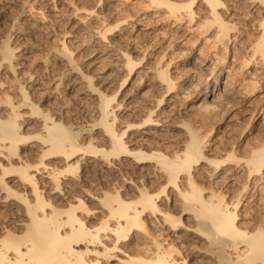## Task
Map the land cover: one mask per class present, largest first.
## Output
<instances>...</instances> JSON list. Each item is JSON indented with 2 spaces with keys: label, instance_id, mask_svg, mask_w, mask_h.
Returning <instances> with one entry per match:
<instances>
[{
  "label": "bare ground",
  "instance_id": "1",
  "mask_svg": "<svg viewBox=\"0 0 264 264\" xmlns=\"http://www.w3.org/2000/svg\"><path fill=\"white\" fill-rule=\"evenodd\" d=\"M0 264H264V0H0Z\"/></svg>",
  "mask_w": 264,
  "mask_h": 264
},
{
  "label": "rangeland",
  "instance_id": "2",
  "mask_svg": "<svg viewBox=\"0 0 264 264\" xmlns=\"http://www.w3.org/2000/svg\"><path fill=\"white\" fill-rule=\"evenodd\" d=\"M127 3H128V2H127ZM127 3H126V4H127ZM130 4H131V2L128 3V5H130ZM131 5H132V4H131ZM131 5H130V6H131ZM131 7H132V6H131ZM63 21H64V20H63ZM63 21H62V23H65V21H64V22H63ZM60 24H61V22H60ZM61 25H62V24H61ZM67 25H68V24H67ZM63 26H66V25L64 24ZM62 28H64V27H62Z\"/></svg>",
  "mask_w": 264,
  "mask_h": 264
}]
</instances>
